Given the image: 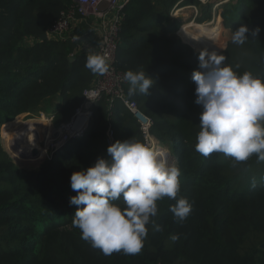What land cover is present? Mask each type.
Instances as JSON below:
<instances>
[{"label":"trees","instance_id":"16d2710c","mask_svg":"<svg viewBox=\"0 0 264 264\" xmlns=\"http://www.w3.org/2000/svg\"><path fill=\"white\" fill-rule=\"evenodd\" d=\"M177 2L200 3L128 0L114 63L124 73L145 70L154 80L146 95L133 96L128 95L127 82L125 95L153 120L151 132L170 147L181 170L177 198L186 197L192 204L189 217L181 223L170 211L175 200L158 201L153 219L162 230L147 225L137 255L105 256L81 239L72 223L77 206L69 200L77 193L70 185L71 174L94 165L98 157L109 158V125L114 142L131 137L142 141L123 103L114 99L109 106L101 96L92 106L83 137L70 140L37 169L17 166L0 141V264H264V162L253 155L233 167L222 153L205 157L195 150L202 109L195 103L192 73L199 67L200 51L175 35L180 21L170 19L169 13ZM225 3L217 6L223 20L215 21L217 27L232 32L241 24L249 28L243 45L227 42L221 51L226 62L239 64V73L264 76V0ZM73 4L0 0V127L22 112L37 115L38 109L53 114L55 124L67 121L95 81L96 75L85 67L91 54L86 45L96 42L93 36L82 38L86 45L82 39L39 37ZM204 8L196 22L211 19V5ZM173 235L179 239L173 241Z\"/></svg>","mask_w":264,"mask_h":264},{"label":"clouds","instance_id":"9594fccd","mask_svg":"<svg viewBox=\"0 0 264 264\" xmlns=\"http://www.w3.org/2000/svg\"><path fill=\"white\" fill-rule=\"evenodd\" d=\"M248 32L247 25L241 24L232 32L231 41L243 45L249 40ZM258 32V28L252 30V36ZM108 59L93 52L86 57L85 67L94 75H105ZM198 61L192 80L195 103L202 110L195 150L205 157L222 153L232 159L233 167L253 155L264 162V76L237 72L240 65L227 63L217 50L202 49ZM123 79L129 84V96L146 95L154 83L145 70H128ZM107 153L108 159L98 157L94 165L71 174L70 185L77 193L69 200L77 206L72 223L80 229L81 239L105 256L114 252L137 255L144 247L147 225L162 230L153 219L158 201L175 200L170 211L181 223L189 217L192 204L186 197L177 198L181 187L178 164H170L153 146L131 137L111 143ZM171 239L177 241L179 236Z\"/></svg>","mask_w":264,"mask_h":264},{"label":"built area","instance_id":"2783aa9c","mask_svg":"<svg viewBox=\"0 0 264 264\" xmlns=\"http://www.w3.org/2000/svg\"><path fill=\"white\" fill-rule=\"evenodd\" d=\"M103 1L107 2L109 9L113 11V17L109 23L105 21V10L102 11L98 9L99 4ZM127 1L128 0H74L75 4L71 5L66 11H62L49 30L46 31L48 39L55 40L70 37L75 41L80 40V35L70 34V26L78 18L90 19L87 27V34L96 33L99 36V41H97L92 52L90 49V53L96 52L107 55L109 58V71L102 76L96 75L92 85L83 91V100L81 104L67 121L55 124L53 122V114H49L50 116L48 117L54 126L42 141L44 145L43 148H41V150L43 149V156H40V159L50 158L56 150L64 147L70 140L83 137L92 115V106L101 96L106 97L109 106L114 99H119L123 103L138 125L142 142L154 148L157 146L164 147L159 139L151 132L153 120L139 109L134 100L129 99L125 95L124 87L127 83L123 79L125 73L119 70L114 63L117 45L120 41L119 23L123 17V6ZM198 1L203 3L205 0ZM84 43H86L85 39ZM85 95L92 97L94 101ZM106 134L108 145L114 143V128L111 125L108 126ZM37 154L40 155L39 150H37ZM168 156L169 154L166 155L167 159ZM26 158L32 160L30 156Z\"/></svg>","mask_w":264,"mask_h":264},{"label":"rangeland","instance_id":"374dc122","mask_svg":"<svg viewBox=\"0 0 264 264\" xmlns=\"http://www.w3.org/2000/svg\"><path fill=\"white\" fill-rule=\"evenodd\" d=\"M225 2L231 3V2H235V0H205L203 3L200 2L199 4H196V3L193 4L192 3V5H193L194 8H191V11L189 10L188 12H185L184 14H181L180 16H172L179 9L178 7H181V6H178L179 2H177L171 8V10H170V13L169 14L172 17V18L170 17V19L176 18L177 20L180 21V25L181 24L190 23V22L191 23H193V22H195V23H206L209 20H205L203 22H196V19H197V17L200 16V14H202L203 10L206 9L204 7H208V6L211 5V19L210 20H212V21L215 20V21H221L222 22L221 18H217L218 16H221L220 15L221 9H219L217 7V5H218V3L223 4ZM174 10H175V12H174ZM213 14L216 15V18L215 19L212 16ZM176 31H175V35H177V37L180 39V42L181 43H184V44H186L188 46H191V47L193 46L197 50L201 51L196 45H194V44H192L190 42L189 43L184 42L182 40V38L180 36H178V34H176ZM230 35H232V31H230ZM230 37L231 36H229L225 40L226 42L224 43V45L222 46V48L219 49V50H217V51L221 52L225 48L227 42L231 39ZM197 50H195V51H197ZM70 58H73V56L70 55ZM42 114H44V116L48 117V116H50L49 114H51V113L48 112V114H47L46 112L43 111V109H38V114L37 115H35V113H33L31 111L22 112V113H20L19 115L16 116L17 118L11 120L8 123L3 124V126L0 127L1 128L0 129L1 130L0 131V141H1V144H2L3 148L5 149V151L12 158V160L14 161V163L17 166H19V167L26 168V169H32V170L38 168V166L43 161V159H42V161H40L39 164H37V161H38V159H40L39 158L40 156H43V154L42 155H38V154L33 155L32 152H33L34 148L32 147V145L33 146L34 145L37 146L38 145V142H40V141L42 142L45 139V136H47L49 134L50 130H52V128H53L54 125H53V123L50 120V125L49 126L47 125L43 129V131H37V132L32 131L30 133V135L25 136V138L22 137V139L20 140V143L18 145L17 144H14V147H15L14 149L17 150V153L12 152L13 150L10 151L8 149V147H7V144L1 138V136L7 131V129H5L4 126L6 124L8 125L10 123L15 124V123L21 122L22 120L28 119V118L39 117ZM53 122H54V120H53ZM29 143H30V145H29ZM162 145L164 146V147L161 146L162 149L166 152V154H169L168 159H167L168 162L170 164L171 163H175V158L171 155V149H170V147L167 144H164V143ZM38 149L39 148H37L36 150H38ZM28 156L32 157V160H30L29 158H26Z\"/></svg>","mask_w":264,"mask_h":264},{"label":"bare ground","instance_id":"6f19581e","mask_svg":"<svg viewBox=\"0 0 264 264\" xmlns=\"http://www.w3.org/2000/svg\"><path fill=\"white\" fill-rule=\"evenodd\" d=\"M179 9L175 12L173 16H180L185 12L191 11L193 6L184 5L183 7H178ZM176 34L182 38V40L186 43H192L196 45L200 50L207 48L208 50H219L223 46V38L226 34V31L220 29L219 27L212 29L209 22L200 23L198 25H191L189 23L181 24L176 31ZM226 42V41H225ZM50 125V118L44 116V114L35 118H28L22 120L18 123H10L4 126L7 131L1 136L2 140L7 144L8 149L14 153H17V150L14 149V144H19L20 140L25 138V136L30 135L32 131H43L46 126ZM9 130V131H8ZM42 142H38L37 146H33L34 150L39 148L38 150L40 155L43 154V149L41 150L40 145ZM30 145V143H29ZM156 150L163 153L165 156L166 152L162 149V147H155ZM32 156V155H31Z\"/></svg>","mask_w":264,"mask_h":264},{"label":"crops","instance_id":"0c3cea01","mask_svg":"<svg viewBox=\"0 0 264 264\" xmlns=\"http://www.w3.org/2000/svg\"><path fill=\"white\" fill-rule=\"evenodd\" d=\"M195 4V3H194ZM188 6L189 5H191V6H193L192 4H187ZM219 5V4H218ZM217 5V6H218ZM184 6V5H183ZM183 6H181V7H183ZM186 6V5H185ZM194 8V7H193ZM105 16H106V18H105V21L107 22V23H109L110 21H111V19H112V17H113V11H111L110 9H109V7L107 6L105 9ZM216 10V9H215ZM103 11V10H102ZM213 16V18L215 19L216 18V15L215 14H213L212 15ZM218 17H220L221 18V16H218ZM221 20H222V18H221ZM90 22V19H84V18H78L77 20H75L72 24H71V26H70V29H69V32H70V34H77V35H80L81 36V38L80 39H82V38H85V36L86 37H88V38H90V37H94L95 38V40H96V42L95 43H93V45H89V44H84V39H82L83 41L81 42V44H84V45H86L87 47H88V51H89V53H90V49H91V52H92V50L94 49V47L96 46V43H97V41H98V39H99V36H98V34H96V33H92V34H90V35H87V27H88V23ZM209 23H210V25H211V28L212 29H214V28H217V23L215 22V20H209L208 21ZM191 23V22H190ZM189 23V24H190ZM216 23V24H215ZM222 23H223V20H222ZM198 24H200V23H195V22H193V23H191V25H198ZM222 25V24H221ZM223 26V25H222ZM220 29H222L221 27H219ZM226 29V28H225ZM223 31H224V29H222ZM226 31V34L224 35V38H223V41H224V39L229 35V36H231L230 35V30L229 29H226L225 30ZM82 34H83V36H82ZM231 38V37H230ZM85 39H87V38H85ZM33 147V146H32Z\"/></svg>","mask_w":264,"mask_h":264},{"label":"water","instance_id":"95a60500","mask_svg":"<svg viewBox=\"0 0 264 264\" xmlns=\"http://www.w3.org/2000/svg\"><path fill=\"white\" fill-rule=\"evenodd\" d=\"M107 6H108V3L105 2V1H103V2H101V3L99 4L98 9H99V10H104ZM39 37H40L41 39H43V40L48 39L46 32H43L42 34H40ZM70 60H73V58H70ZM43 146H44L43 144L40 145V147H43ZM32 154H33V155L37 154V150H36V149L33 150ZM40 161H42V159H38L37 164H39ZM262 246H264V243L262 244Z\"/></svg>","mask_w":264,"mask_h":264}]
</instances>
